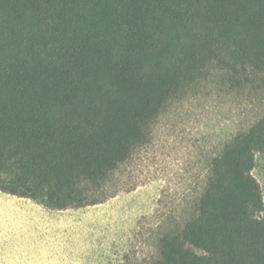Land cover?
Here are the masks:
<instances>
[{
	"label": "trees",
	"instance_id": "trees-1",
	"mask_svg": "<svg viewBox=\"0 0 264 264\" xmlns=\"http://www.w3.org/2000/svg\"><path fill=\"white\" fill-rule=\"evenodd\" d=\"M213 63L264 79V0H0V192L51 210L100 204ZM257 154L264 117L210 159L193 216L160 237L154 264H264Z\"/></svg>",
	"mask_w": 264,
	"mask_h": 264
},
{
	"label": "rangeland",
	"instance_id": "rangeland-1",
	"mask_svg": "<svg viewBox=\"0 0 264 264\" xmlns=\"http://www.w3.org/2000/svg\"><path fill=\"white\" fill-rule=\"evenodd\" d=\"M262 117L264 79L249 71L235 77L229 65L211 64L204 77L156 120L149 143L94 193L101 203L81 207L85 213H73L80 227L72 223L49 227L57 243L39 247V216L30 222L20 209L25 199L0 192V260L5 264H154L160 237L180 230L193 216L210 159L227 138ZM252 175L264 200V154L256 155ZM25 202L29 213L39 207L50 210Z\"/></svg>",
	"mask_w": 264,
	"mask_h": 264
},
{
	"label": "crops",
	"instance_id": "crops-1",
	"mask_svg": "<svg viewBox=\"0 0 264 264\" xmlns=\"http://www.w3.org/2000/svg\"><path fill=\"white\" fill-rule=\"evenodd\" d=\"M26 201H29L28 199H25ZM24 200L23 206L20 208L21 211H23L24 214H26L27 218L30 220V222L33 221V218H36L39 216V247L46 248L47 244L49 243H57L55 240L57 236L53 233V231H50L49 227H57V223H62L64 226H67L69 223H72L76 226L80 227V219H78V216L74 217L73 213L76 212H82L85 213L83 209L77 208V209H66V210H45L44 208L39 207V209H36L34 212L29 213L26 211L24 206H26V202ZM96 209L97 206H94ZM39 211V214H38ZM87 212V211H86ZM59 213H63V216ZM101 214L98 216V223H100L101 220ZM71 220V221H70ZM92 225V224H91ZM86 228H83L82 230L85 231ZM16 249V248H15ZM18 251V250H17ZM21 257L27 261V259L20 254ZM3 261L0 260V264H5Z\"/></svg>",
	"mask_w": 264,
	"mask_h": 264
}]
</instances>
